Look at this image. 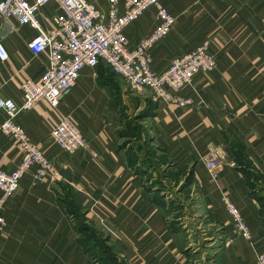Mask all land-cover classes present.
<instances>
[{
	"label": "crops",
	"instance_id": "0c3cea01",
	"mask_svg": "<svg viewBox=\"0 0 264 264\" xmlns=\"http://www.w3.org/2000/svg\"><path fill=\"white\" fill-rule=\"evenodd\" d=\"M90 1L102 10L109 5L108 0ZM164 4L176 24L151 50L154 69H166L206 41L217 57L214 70L196 75L182 91L194 103L156 101L102 64L84 69L57 108L40 101L20 113L18 123L45 151L55 173L41 180L27 173L6 202L0 264H101L81 243L77 209L117 247V259L125 264H188L191 254L205 264H256L257 254L264 252V0ZM155 12L150 9L127 28L131 46L154 30ZM43 24L52 25L46 12ZM36 34L0 15V40L9 54L0 70V96L17 104L25 79L40 80L48 66L47 53L35 56L27 47ZM133 101L142 107L154 103L144 122L156 157H165L158 166L145 162L142 151L133 164L129 146L116 139L123 110L131 111ZM64 116L80 127L96 156L89 150L69 154L54 143L52 131ZM4 120L0 110V125ZM211 145L223 148L216 178L203 159ZM22 155L19 142L0 131V169L14 170ZM166 167L183 173L173 172L171 178ZM188 177L192 197L187 202L195 216L183 238L181 228L169 225L168 211L154 194L167 199L171 185L179 187ZM154 181L160 184L151 186ZM225 197L240 209L250 239L237 233Z\"/></svg>",
	"mask_w": 264,
	"mask_h": 264
},
{
	"label": "built area",
	"instance_id": "2783aa9c",
	"mask_svg": "<svg viewBox=\"0 0 264 264\" xmlns=\"http://www.w3.org/2000/svg\"><path fill=\"white\" fill-rule=\"evenodd\" d=\"M102 10L90 0H0V15L4 20L15 18L21 25L37 31L27 42L35 55L47 53L49 60L40 80L27 78L22 83L23 100L0 96V110L5 120L0 131L19 142L22 158L12 171L0 169V235L5 231V205L17 191L22 178L33 172L36 179L53 176V162L17 121L22 112L31 110L40 101L57 108L62 98L77 84L86 68L104 64L121 76L132 88L149 93L156 101L187 106L194 103L183 97L182 91L190 86L195 76L208 73L217 66V57L209 49V41L195 50L174 58L169 66L157 71L152 66V48L168 36L176 16L164 0H108ZM155 9L156 26L136 46L130 45L127 28ZM43 12L51 19V27L43 24ZM9 54L0 40V70ZM54 143L69 154L89 150L97 155L91 142L74 121L64 116L52 131ZM223 148L208 147L203 159L214 178L215 169L222 163ZM226 209L238 234L251 238L248 225L240 209L227 197ZM256 264H264V252L256 256Z\"/></svg>",
	"mask_w": 264,
	"mask_h": 264
},
{
	"label": "rangeland",
	"instance_id": "374dc122",
	"mask_svg": "<svg viewBox=\"0 0 264 264\" xmlns=\"http://www.w3.org/2000/svg\"><path fill=\"white\" fill-rule=\"evenodd\" d=\"M149 99V98H148ZM150 100V99H149ZM149 102V101H148ZM139 101H133L132 104H130L131 111H125L123 110L122 120H121V128L119 130V134L116 135V139L118 142L121 143L122 146L127 147L129 146V149L127 153L130 155V160L133 163H137V159L139 158L137 155V152H143V160L155 162L156 166L160 165L161 163H164L165 157L163 155H160L158 158L156 157V150L153 148L154 146L150 145L149 143V136L145 129V122L147 115L151 114V111L154 107V103L150 101L146 107L140 106ZM142 107L141 109H139ZM128 112V113H127ZM147 147H150L148 149ZM165 165V164H164ZM140 168V167H139ZM152 167L147 166L146 170L151 169ZM166 169H170L166 167ZM173 172L174 175L179 174L182 175V171H172V169L169 170V175H171V178H173ZM180 179V178H179ZM159 181H154L151 183V186H157ZM176 183H179L176 181ZM160 184V183H159ZM172 184V183H171ZM188 184L191 185L190 177L187 178V180L184 181V183L178 187V184L171 185V191L168 196V198H164L163 196L160 197V193L154 194V199L157 200L159 203L164 205L165 209L168 211L166 213V217L169 218L170 226L175 227L177 229L181 228V236L183 238L188 234L187 232L189 229H191L192 221L194 219L195 212L189 211L188 202L190 198L192 197V193L189 192ZM174 189V190H173ZM188 201V202H187ZM79 214L82 215V211H78ZM83 216V215H82ZM77 221V220H76ZM194 225V224H193ZM214 232L216 233L215 228L213 227H207V232ZM194 233V237H195ZM215 235V234H214ZM108 247L111 248V250L114 251V253H118L117 247L109 242L108 239ZM188 264H205L202 260H195V257L193 254H191L188 257Z\"/></svg>",
	"mask_w": 264,
	"mask_h": 264
},
{
	"label": "trees",
	"instance_id": "16d2710c",
	"mask_svg": "<svg viewBox=\"0 0 264 264\" xmlns=\"http://www.w3.org/2000/svg\"><path fill=\"white\" fill-rule=\"evenodd\" d=\"M79 210L80 209H77V211L74 212L75 219L77 220L76 226L82 235L81 243L88 253L100 260L101 264H125L124 262H119L116 253L108 247V238L104 237L96 229L87 224L86 214L82 212V216L78 213Z\"/></svg>",
	"mask_w": 264,
	"mask_h": 264
}]
</instances>
